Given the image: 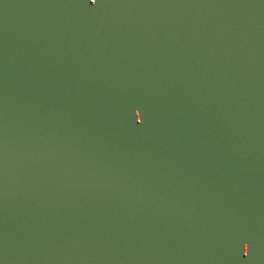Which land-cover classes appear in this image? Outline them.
Listing matches in <instances>:
<instances>
[{"label": "water", "instance_id": "obj_1", "mask_svg": "<svg viewBox=\"0 0 264 264\" xmlns=\"http://www.w3.org/2000/svg\"><path fill=\"white\" fill-rule=\"evenodd\" d=\"M0 264H264V0H0Z\"/></svg>", "mask_w": 264, "mask_h": 264}]
</instances>
